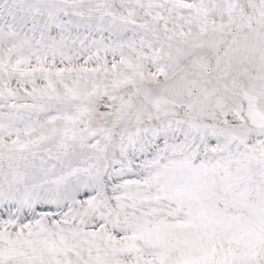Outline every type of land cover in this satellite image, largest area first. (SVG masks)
Returning <instances> with one entry per match:
<instances>
[{"label":"snow or ice","instance_id":"1","mask_svg":"<svg viewBox=\"0 0 264 264\" xmlns=\"http://www.w3.org/2000/svg\"><path fill=\"white\" fill-rule=\"evenodd\" d=\"M0 264H264V0H0Z\"/></svg>","mask_w":264,"mask_h":264}]
</instances>
